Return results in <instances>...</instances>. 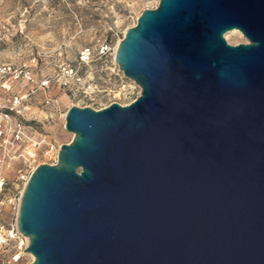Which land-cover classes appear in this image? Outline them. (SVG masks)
Masks as SVG:
<instances>
[{"label":"water","instance_id":"95a60500","mask_svg":"<svg viewBox=\"0 0 264 264\" xmlns=\"http://www.w3.org/2000/svg\"><path fill=\"white\" fill-rule=\"evenodd\" d=\"M156 1L113 53L139 95L69 107L22 188L29 264H264V0Z\"/></svg>","mask_w":264,"mask_h":264},{"label":"rangeland","instance_id":"374dc122","mask_svg":"<svg viewBox=\"0 0 264 264\" xmlns=\"http://www.w3.org/2000/svg\"><path fill=\"white\" fill-rule=\"evenodd\" d=\"M156 5V0H0V65L24 66L32 77V83H14L10 91L28 94L24 119L30 121L33 132L45 135L56 149L72 137L63 129L69 107L98 110L111 103L127 105L135 99V94H117L113 53L140 12ZM223 39L230 45L246 43L240 33ZM84 49H88L89 56L80 61L79 53ZM70 68L75 76L69 84L75 83V77L79 83L62 89L63 69ZM44 82L46 85L40 87ZM79 89L86 94L77 95ZM107 89L112 92H97ZM44 98L51 102L43 104ZM28 171L15 161L0 169L6 181L0 192V223L5 228L15 225V201L21 190L17 180ZM20 241L27 245L19 237L1 246L0 259L16 252ZM18 253L19 259L10 264L32 261L24 248Z\"/></svg>","mask_w":264,"mask_h":264},{"label":"built area","instance_id":"2783aa9c","mask_svg":"<svg viewBox=\"0 0 264 264\" xmlns=\"http://www.w3.org/2000/svg\"><path fill=\"white\" fill-rule=\"evenodd\" d=\"M89 56L88 49H84L79 53V60H86ZM85 58V59H83ZM75 76L73 70L63 69L60 87L62 89L69 86H75L79 83V79L75 77V83L69 84V79ZM26 82L32 83V77L24 66L14 67L12 65H0V169L9 167L14 161L19 162L23 167L28 168L27 173L20 175L17 182L21 185L18 198L15 201V218L19 204V198L22 188L28 179L30 173L34 168L41 164L53 165L56 161L58 148H54L49 139L40 133L33 132L30 121L24 119V114L28 109L26 104L28 94H12L10 87L14 83ZM46 83L40 85L44 86ZM117 94L124 96H131L135 94V98L139 95L140 89L132 81L126 79L122 73L117 69L116 73ZM77 95L84 96L86 91L79 89L76 91ZM108 92L107 89L97 91ZM131 100L130 102H132ZM50 99L44 98L43 104L48 105ZM129 102V103H130ZM128 103V104H129ZM120 105V104H118ZM123 106V105H122ZM6 184L5 178L0 174V192L4 189ZM17 189V184L15 186ZM11 202V201H8ZM2 202H0V205ZM23 236L18 233L16 225L5 228L0 223V247L7 245L9 242L16 241ZM26 245L20 241L17 246V251L9 256L8 259H0V264H10L19 259L18 251L21 248L25 249Z\"/></svg>","mask_w":264,"mask_h":264},{"label":"bare ground","instance_id":"6f19581e","mask_svg":"<svg viewBox=\"0 0 264 264\" xmlns=\"http://www.w3.org/2000/svg\"><path fill=\"white\" fill-rule=\"evenodd\" d=\"M233 33H238V32H236V31H229V32H227L224 36H226V35H229V34H233ZM227 38V37H226ZM117 45V44H116ZM116 45H115V47H116ZM115 50V49H114ZM23 239H25V241H26V244L28 243V239L26 238V237H23ZM30 257L32 258V256L30 255Z\"/></svg>","mask_w":264,"mask_h":264}]
</instances>
